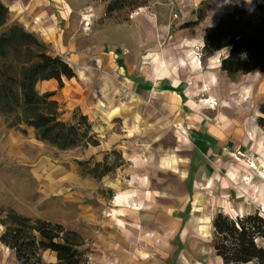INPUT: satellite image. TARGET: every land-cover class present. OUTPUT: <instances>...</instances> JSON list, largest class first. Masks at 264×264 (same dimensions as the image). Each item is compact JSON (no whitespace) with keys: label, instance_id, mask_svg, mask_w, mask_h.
Listing matches in <instances>:
<instances>
[{"label":"rangeland","instance_id":"1","mask_svg":"<svg viewBox=\"0 0 264 264\" xmlns=\"http://www.w3.org/2000/svg\"><path fill=\"white\" fill-rule=\"evenodd\" d=\"M243 1L54 0L68 12L60 23L65 32L58 39L61 30L56 35L50 23L30 30L8 12L0 35L19 24L44 42L50 54L66 61L77 58L71 65L88 80L91 86L85 82L83 88L92 92L94 100L58 101L60 119L79 128L76 144L65 149L39 139L33 126L16 125L17 114L0 106L1 234L6 229L2 221L17 220L10 217L13 210L30 218L26 226L47 221L75 232L78 236L73 240L84 252L80 249L84 237L71 228L76 217L69 197L74 166L78 165L80 175L95 177L96 195L90 201L97 208L104 202L111 206L116 191H129L128 177L135 172L153 177L149 180L157 182L159 189L171 176L174 190L182 194L176 199L181 203L175 205L174 215L188 202V221L197 206L203 208L199 212L203 219L211 216L209 228L202 234L190 232L176 257L185 253L200 264H222L213 247L215 215L236 217L258 211L264 216V194L255 198L253 187L264 182V128L257 124L264 104V71L229 76L221 69L226 50L212 55L202 50L206 29ZM26 51L11 47L7 55H0V85L6 82L19 90L10 76L20 77L18 66L29 57ZM118 63L132 68L124 73L125 86L105 76V68ZM94 64L100 68L99 79H93ZM162 71L166 72L159 76L164 79H159L156 75ZM38 82L36 90L47 93ZM211 97L214 108L202 105L201 99ZM82 115L87 116L89 129ZM100 143L107 144L103 162L77 159L78 152ZM250 161L257 163L256 169L249 168ZM189 162L190 178H185ZM104 174L110 178H102ZM248 176L250 180H244ZM185 183L189 197L183 196ZM27 230L29 236L41 239L35 230ZM178 239L172 242L175 249ZM43 252L44 264L57 263L42 257Z\"/></svg>","mask_w":264,"mask_h":264},{"label":"trees","instance_id":"2","mask_svg":"<svg viewBox=\"0 0 264 264\" xmlns=\"http://www.w3.org/2000/svg\"><path fill=\"white\" fill-rule=\"evenodd\" d=\"M8 12V7L0 0V24L6 21ZM203 39L202 50L206 55L227 50L221 57V69L227 75L264 71V0H244L223 13L206 29ZM11 47H24L29 57L19 63L20 77L10 76L18 85L17 92L9 83L0 85V106L17 114L20 120L16 125L33 126L39 139L62 149L76 144L78 125L60 119L59 103L51 98L53 92L40 94L36 90L38 81L48 79H56L62 87L64 77L76 76L73 66L47 52V45L19 24L0 35V55H7ZM259 111L257 124L264 128V104ZM81 117L89 129L87 116ZM9 214L17 220L1 222L6 229L0 241L14 250L20 264H44L43 250L56 252V264H82L85 260L84 252L73 240L78 236L75 232L65 230L60 224L38 220L35 226L29 227L24 224L30 222V218L17 215L13 210ZM212 225L216 234L214 249L223 264H264V216L258 211L236 217L218 212ZM30 228L39 233V241L34 235L29 236L26 229Z\"/></svg>","mask_w":264,"mask_h":264},{"label":"crops","instance_id":"3","mask_svg":"<svg viewBox=\"0 0 264 264\" xmlns=\"http://www.w3.org/2000/svg\"><path fill=\"white\" fill-rule=\"evenodd\" d=\"M1 1L8 7L11 16L26 27H29L30 30H36V28L40 30L41 26L50 23V25H53L56 35L61 30L56 39L58 37L62 38L65 30L60 26L68 12L64 11L61 5L56 4L58 3L56 2L57 0H55L56 3L53 2L54 0ZM235 6L232 5L224 13ZM73 57L68 60L70 64L71 62L76 64L75 59L77 58L73 59ZM93 69L95 70H92L95 72L93 79H99L100 75L97 71L100 68L98 64H94ZM105 70V72L108 71V75H105L106 77L118 82V86H125L124 73L125 71H132V68L118 63L116 65H108ZM79 71V69H76V76L72 78L64 77L62 87L59 86L56 79L40 81L38 84H43L44 91L53 92L54 94L51 98L57 102L61 98H67L74 102L88 103V101L94 100V95L89 89L84 91V83L88 82V80H83ZM156 76L159 79L164 77ZM89 86L91 85L88 82V88ZM162 90L169 92L166 88ZM86 115L90 119L89 112H86ZM106 145V143H100L95 146L90 145L80 155L78 152L77 159H92L94 162L101 163L106 155ZM11 149L12 153H14L15 148L12 147ZM190 162L185 178H190ZM78 171V165L74 166L70 180L71 192L69 197L72 201L71 209L76 216L71 228L84 237L85 241V244L80 246V249L84 251L85 258L82 264H200L199 261H193L192 257L187 256L185 253L182 257H176L175 255L185 245V239L192 232L189 231L184 235V229L192 218L189 221L187 219V215L191 211L188 202L178 209V215H174L176 211L175 205H180L181 203V200L178 202L176 199H181L182 194H177L173 188L174 184L169 181V178L173 177L166 176V183L168 184H164L162 189H159L157 182L149 180V178L153 177H146V175L135 172L128 177L131 178L130 188L128 187L129 191L125 193L116 191L111 206H107L106 202H104L103 206L100 205L97 208L90 201L96 195L97 183L95 177L90 174L82 176ZM102 178H110V176L104 174ZM116 178H118V175ZM145 185H150V187L144 189ZM186 195L189 197L190 192L185 183L183 196L185 197ZM256 207L262 212L259 206ZM175 237L179 238L177 249H175L176 245L172 243ZM216 256L223 264L222 258L218 255ZM42 257L49 262H57V255L54 251L44 250ZM0 264H20L14 250L4 245L1 241Z\"/></svg>","mask_w":264,"mask_h":264},{"label":"bare ground","instance_id":"4","mask_svg":"<svg viewBox=\"0 0 264 264\" xmlns=\"http://www.w3.org/2000/svg\"><path fill=\"white\" fill-rule=\"evenodd\" d=\"M165 63L166 62H163V63H161V65L164 67ZM195 63H196V65H198L200 62L196 60ZM219 64H220V60H218V65ZM156 70H157V68H156ZM164 72H166V71L159 72L158 75H164L165 74ZM212 78L215 79L216 77L212 76ZM201 103H202V105L208 106L209 108H214L213 104H215L214 99H212V97L210 99H207V98L201 99ZM248 166H249V168L256 169L257 163L250 161ZM263 178H264V174H263ZM244 180H250V176L245 177ZM253 187H254V191H256V194H257V196L255 198H258L264 194V182L261 186L255 185ZM202 209L203 208H200L199 206L194 207V213H193L192 219L187 224V227L184 229V235H186L187 232H189V231H192V232H195L198 234H202L209 228V226L211 224V216L209 215L205 219H203L201 216H199V212Z\"/></svg>","mask_w":264,"mask_h":264},{"label":"built area","instance_id":"5","mask_svg":"<svg viewBox=\"0 0 264 264\" xmlns=\"http://www.w3.org/2000/svg\"><path fill=\"white\" fill-rule=\"evenodd\" d=\"M137 12H134L133 15H135ZM175 17H178V14H175ZM85 24L86 25H89V21L88 20H85Z\"/></svg>","mask_w":264,"mask_h":264}]
</instances>
